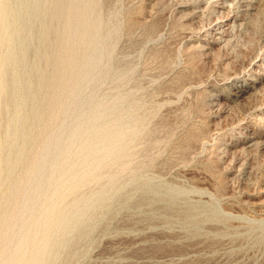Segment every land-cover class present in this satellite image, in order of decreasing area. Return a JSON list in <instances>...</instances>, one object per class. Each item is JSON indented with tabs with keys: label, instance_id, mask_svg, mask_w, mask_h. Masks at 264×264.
Returning a JSON list of instances; mask_svg holds the SVG:
<instances>
[{
	"label": "rangeland",
	"instance_id": "rangeland-1",
	"mask_svg": "<svg viewBox=\"0 0 264 264\" xmlns=\"http://www.w3.org/2000/svg\"><path fill=\"white\" fill-rule=\"evenodd\" d=\"M43 3L38 122L0 209V250L49 136L118 102L134 129L125 153L64 201L108 189L73 264H264V0ZM97 44L103 57L89 69Z\"/></svg>",
	"mask_w": 264,
	"mask_h": 264
},
{
	"label": "bare ground",
	"instance_id": "bare-ground-1",
	"mask_svg": "<svg viewBox=\"0 0 264 264\" xmlns=\"http://www.w3.org/2000/svg\"><path fill=\"white\" fill-rule=\"evenodd\" d=\"M43 1L0 0V122L2 117L8 120L5 135L0 137V190L8 185L10 192L0 203L2 211L10 207L17 185L13 181L38 122L34 114L39 107L36 77L43 73L39 71L40 52L33 54L35 41L43 35L34 31L49 14ZM102 54L103 47L95 45L87 61L89 69L99 64ZM117 103L100 106L81 124L63 122L54 139L49 136L34 170V184L29 182L32 190L29 187L23 198V210L28 209L18 213L19 228L11 225L6 231L11 240L7 251L0 250V264H73L74 256L68 252L93 227L92 215L103 207L108 189L68 205L64 201L80 185L101 180L100 171L125 153L134 129L116 112ZM55 146L58 151L52 159ZM109 182L113 186L115 177Z\"/></svg>",
	"mask_w": 264,
	"mask_h": 264
}]
</instances>
